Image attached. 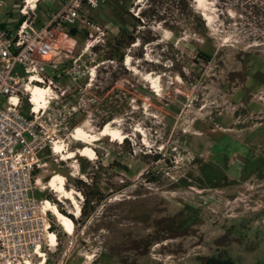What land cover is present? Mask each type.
Instances as JSON below:
<instances>
[{"label":"rangeland","instance_id":"obj_1","mask_svg":"<svg viewBox=\"0 0 264 264\" xmlns=\"http://www.w3.org/2000/svg\"><path fill=\"white\" fill-rule=\"evenodd\" d=\"M4 1L0 21L12 30L26 2ZM61 1L40 0L35 23ZM205 4L212 19L197 0H108L82 8L100 29L77 31L62 55L84 53L95 71L91 79L63 80L65 94L46 108L65 150L48 151L43 184L60 173L78 191L81 208L77 179L102 199L80 215L50 187L36 193L78 219L69 234L50 214L58 246L48 264H205L211 256L264 264V0ZM100 30L105 41L86 48ZM130 35L135 39L126 44ZM109 123L129 143L103 136ZM77 128L100 138L79 139ZM85 145L93 158L79 152ZM260 193V204L252 202Z\"/></svg>","mask_w":264,"mask_h":264},{"label":"built area","instance_id":"obj_2","mask_svg":"<svg viewBox=\"0 0 264 264\" xmlns=\"http://www.w3.org/2000/svg\"><path fill=\"white\" fill-rule=\"evenodd\" d=\"M107 1L62 0L37 25L32 18L40 2L36 0L34 6L28 8L26 2L20 9L24 19L12 30L2 28L0 21V264H48L49 252L58 246L52 211L46 206L48 197L38 198L36 193L46 189L48 151L62 155L65 149L62 144L63 149L57 150L60 139L45 118L47 107L35 110L29 89L50 88L54 99L65 94L59 85L63 80L76 82L88 74L92 78L95 67H89L84 53L64 57L63 42L74 39L71 28L100 29L81 10L84 5L96 8ZM4 4L0 0V12ZM104 34L101 31L86 48L104 42ZM88 35L95 40L93 33ZM26 95L31 103L27 110Z\"/></svg>","mask_w":264,"mask_h":264},{"label":"bare ground","instance_id":"obj_3","mask_svg":"<svg viewBox=\"0 0 264 264\" xmlns=\"http://www.w3.org/2000/svg\"><path fill=\"white\" fill-rule=\"evenodd\" d=\"M36 0H27L28 8L31 6H34ZM206 11L204 14L207 16V19H212V16L209 15L207 12L209 10V7L205 4V0H197ZM170 34V33H169ZM138 45V43H136ZM127 64H130L132 66V56L128 55ZM145 76V75H144ZM160 77V76H159ZM146 79H150L153 81L154 85L158 88H160V83L158 82V78L154 77L152 73H148L146 75ZM30 95H31V101L34 103V109L38 110L39 107H47L49 102L51 101L52 96L50 95V88L42 87L39 85L32 86L30 89ZM112 124H108L105 128L102 130L103 136L110 135L113 137V140H124L127 138V135L125 132L121 130L119 127L111 126ZM146 133V132H145ZM76 135L79 139L86 140L89 142L95 141L99 139L100 137L95 133L86 132L83 128H77ZM63 149V146L61 144H57V150L60 151ZM79 152L84 155L88 156L90 158L94 157L95 150L90 145H85L82 148L79 149ZM64 153V151L62 152ZM69 157H74L76 155V152L74 150H70L68 153ZM65 176L60 173L53 174V177L47 181L46 187H50L52 190L59 193L61 198H68L71 199L72 202L75 205V211L81 212V205L80 202L77 200L78 191L74 189L67 188V183L65 182ZM46 206L58 217V220L62 224L63 228L69 233L73 234L75 230V222L74 220L68 216L65 213H62V211L55 205V203L51 202L49 199H47ZM89 258H93V255H89Z\"/></svg>","mask_w":264,"mask_h":264},{"label":"trees","instance_id":"obj_4","mask_svg":"<svg viewBox=\"0 0 264 264\" xmlns=\"http://www.w3.org/2000/svg\"><path fill=\"white\" fill-rule=\"evenodd\" d=\"M24 19V16H20V18L17 20L16 22V26H18L22 20ZM6 24L5 23H2L1 24V27L2 28H6ZM78 30L76 28H71V33L74 35ZM135 37L130 35L129 39H127L126 41V44H130L134 41ZM114 51V50H112ZM121 57H123V54L121 55ZM126 143H129V140L126 138L124 140ZM158 158H160V155H157ZM77 184L80 188H82V191L81 192H84V203H83V206H82V210H81V213L80 215H85L87 213V206L92 204L93 202H99L102 198L100 196V194H97L98 190L95 192V189L93 187H91L92 185H89L87 183V181H84L83 179H77ZM88 189V190H86ZM48 197V195H47ZM49 199H52L55 203H58L59 206H60V202L57 201L56 199H53L52 197H48ZM60 210L62 211V213H65L67 214L68 216H70L74 222L76 223L77 222V218H75V215H73L72 213H67V211H65V209L63 207H60ZM52 228L53 229H56V224L53 222V225H52ZM207 264H234V262L232 260H225V259H221V260H213V259H210Z\"/></svg>","mask_w":264,"mask_h":264},{"label":"flooded vegetation","instance_id":"obj_5","mask_svg":"<svg viewBox=\"0 0 264 264\" xmlns=\"http://www.w3.org/2000/svg\"><path fill=\"white\" fill-rule=\"evenodd\" d=\"M106 124H107V123H106ZM257 195H259V196H257ZM255 196H256V197H255ZM255 196H254V198H253V196L251 197V201L254 202V203L260 204L259 201L262 200V198H261V197H263L262 194H261V193H260V194H255ZM254 208H255V207H254ZM210 259H213V260H221V259H219L218 257L211 256V257H209V258L206 260V263H205V264H207V262H208Z\"/></svg>","mask_w":264,"mask_h":264},{"label":"clouds","instance_id":"obj_6","mask_svg":"<svg viewBox=\"0 0 264 264\" xmlns=\"http://www.w3.org/2000/svg\"><path fill=\"white\" fill-rule=\"evenodd\" d=\"M81 213V212H80Z\"/></svg>","mask_w":264,"mask_h":264}]
</instances>
